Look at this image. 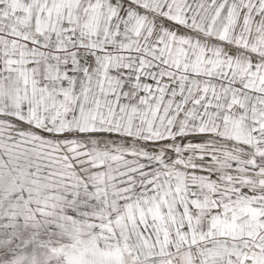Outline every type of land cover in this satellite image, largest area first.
<instances>
[{"label":"snow or ice","instance_id":"1","mask_svg":"<svg viewBox=\"0 0 264 264\" xmlns=\"http://www.w3.org/2000/svg\"><path fill=\"white\" fill-rule=\"evenodd\" d=\"M0 264H264V0H0Z\"/></svg>","mask_w":264,"mask_h":264}]
</instances>
